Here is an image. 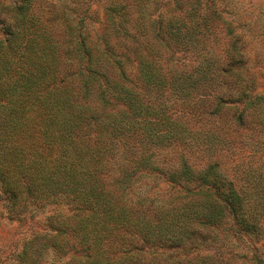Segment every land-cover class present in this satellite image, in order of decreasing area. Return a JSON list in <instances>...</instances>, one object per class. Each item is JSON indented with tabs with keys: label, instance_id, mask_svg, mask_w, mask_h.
<instances>
[{
	"label": "trees",
	"instance_id": "16d2710c",
	"mask_svg": "<svg viewBox=\"0 0 264 264\" xmlns=\"http://www.w3.org/2000/svg\"><path fill=\"white\" fill-rule=\"evenodd\" d=\"M19 1L0 3V186L11 216L67 205L49 218L66 264H183L158 250L198 248L227 217L236 231H264V135L241 134V176L231 177L213 156L236 137L206 123L229 103L231 128L250 116L264 129V94L250 95L207 47L216 25L203 8L185 4L178 18L144 4L133 15L113 0L99 42L78 19L82 0H44L47 16L38 0ZM162 146L179 148L174 160ZM162 180L202 197L155 204L144 189ZM37 254L24 251L28 264Z\"/></svg>",
	"mask_w": 264,
	"mask_h": 264
},
{
	"label": "rangeland",
	"instance_id": "374dc122",
	"mask_svg": "<svg viewBox=\"0 0 264 264\" xmlns=\"http://www.w3.org/2000/svg\"><path fill=\"white\" fill-rule=\"evenodd\" d=\"M113 0H82L84 5H89L88 13L82 12L78 19L82 24L88 26L90 38L99 41V33L102 32L105 21V6ZM19 0H0V3L15 4ZM126 5L133 15H137V8L147 4L152 10L158 9L168 17L174 8L178 18L183 14L182 8L185 4H190L196 8H203L208 20L216 27L212 33L206 36L207 47H212L214 55L224 59V67L232 71V77L242 85L250 95L264 94V0H117ZM41 9L45 11L49 8L47 1L38 0ZM96 12V13H95ZM157 12L154 14L156 16ZM3 28L0 24V36H3ZM99 39V40H98ZM240 54V55H239ZM183 58L182 51L176 53ZM232 58H230V57ZM242 58V62L235 61ZM188 58L180 61L178 69H189ZM133 74L130 77V83L135 84L134 76L135 66H132ZM139 84V83H138ZM236 109L233 104H227L222 112L217 115H210L206 122L212 129H217L220 133H229L231 137H236L232 147L221 149L214 159H217L220 166L231 177L241 176V167L239 164L243 160L240 152L245 145L241 143V134H262L263 128L255 127V120L249 116L247 127L238 129L237 126L231 128L228 121L231 120ZM204 124V122H201ZM231 128V129H230ZM228 134V135H229ZM245 138V137H244ZM247 146V145H246ZM160 156H174V152L179 148L172 146H162L158 148ZM191 162L195 165L203 164L192 155V152L183 149ZM175 158L171 159L174 160ZM147 190L153 197L155 204L158 199H167L181 201L186 199L202 197L199 190L187 193L183 187L162 180ZM182 197V198H181ZM70 209L64 204H47L38 207L30 204L28 208L18 216H11L9 212V201L7 195L0 186V264H28L32 259H26L24 251H30L38 248L37 264H66L69 260L68 255L61 254L54 246L53 239L57 230L49 223L51 216L57 215L64 218L69 214ZM230 216V215H229ZM225 223L211 229L210 236L204 244L198 248H172L160 249L158 252L162 255H170L171 260H180L183 264L197 262L201 257H208L211 264H264V231L261 234L246 233L236 231L233 227V220L227 217ZM65 234H61L60 238ZM37 236V240L30 250V241ZM60 238L57 241H60ZM34 256V257H35ZM35 263V264H36ZM207 263V264H209Z\"/></svg>",
	"mask_w": 264,
	"mask_h": 264
}]
</instances>
